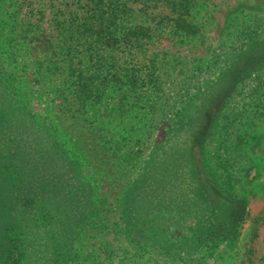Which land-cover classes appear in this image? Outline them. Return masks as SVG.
Masks as SVG:
<instances>
[{"label": "rangeland", "instance_id": "obj_1", "mask_svg": "<svg viewBox=\"0 0 264 264\" xmlns=\"http://www.w3.org/2000/svg\"><path fill=\"white\" fill-rule=\"evenodd\" d=\"M156 1L102 0L89 20V0H0V237L57 253L56 235L70 228L55 192L68 160L95 215L75 238L74 264H264V56L253 55L264 0ZM163 119L170 130L154 157ZM194 165L247 200L236 247L134 245L121 220L127 192L152 172L166 201L147 214L186 234L198 214ZM29 257L52 264L50 253Z\"/></svg>", "mask_w": 264, "mask_h": 264}, {"label": "trees", "instance_id": "obj_2", "mask_svg": "<svg viewBox=\"0 0 264 264\" xmlns=\"http://www.w3.org/2000/svg\"><path fill=\"white\" fill-rule=\"evenodd\" d=\"M100 1L102 2V0H99V2L98 0H89L87 3L88 10L86 11L88 17H83V19L95 20L99 17L98 6ZM123 1L125 2L124 7L126 8L127 5L128 7H131V5L135 3L131 2V0ZM132 1H136L138 4L142 3L145 6L148 0ZM159 1L162 0H157L156 5ZM182 1H170L169 3H171L172 6H181ZM253 26L264 28V21L255 22ZM262 31L264 34L263 29ZM136 33H138L136 30L127 33L125 39H127L129 36H135ZM262 42L263 44L256 48L257 51L253 52L254 56H264V39ZM252 43L258 44V42ZM234 93L235 88L233 87V91L227 100L230 97H233ZM168 121L169 119H163L161 123H159V135L154 142V157L158 155L157 152L162 149L163 145L167 141L166 135L170 130V128L167 129L169 124ZM194 139V142L199 140L198 137H194ZM188 158L190 161L195 162V153L189 150ZM60 160V154L56 153V163L53 176L59 182L63 178V170L60 165ZM66 160L67 158H65V161ZM152 162V167L154 168L156 161L153 160ZM69 163L70 162L67 160L66 170L70 172L71 176L69 178L66 177V186H64L63 191L59 189L60 187L58 184L55 187V192L59 193L63 198L64 205L62 209L67 213V224L70 225L69 230L65 231L64 235H56L57 253L54 251L49 252V250L47 252L41 253L37 251L23 252L19 247H16L15 244L12 245L13 240H11L9 236L4 237L5 239L0 237V264H26L28 259H33L29 257L30 254L37 258L38 261L40 254L48 253H50L51 257H48L46 262L51 261L52 264L75 263V238L79 235V231L83 228V226L90 224V221L95 215L93 216L92 214L93 207L89 201L90 190L89 188L85 187V185L77 182L74 175V165L72 162L70 164ZM196 172L197 168L194 165V176L197 180L195 187L196 204H194V208L198 214L193 216L195 217L193 218L195 219L193 225L188 226L187 229H185L186 234H183L184 230L181 231L180 235L172 234L170 231H162L163 226H161V223L163 218L158 217V215L161 213V209L164 205V202L166 201L165 198H161L162 185L164 186L166 182L159 180L154 187L150 182H148L152 178V172H150L143 181L139 182L140 186L137 185L131 191V193L129 191L127 192V195L125 196L126 200L124 201V206L122 209L121 220L125 226L127 237L132 243H134V245L143 247H157L160 250H164V252L176 250L179 247L185 250H195L194 252H197L199 248L215 250L216 248L224 246L229 248L236 247L239 240L240 230L249 218L247 200L244 197L239 198L235 196L234 192L232 191L234 186L225 187L222 183L218 184L214 182L208 173L202 178L200 177L201 175L199 176ZM154 174L157 176L155 172ZM7 183L8 182H3L0 177V192L3 190V188L6 191V187H8L6 185ZM231 188L232 190H230ZM139 196V200L134 202L133 199ZM50 198H53V196ZM180 203L182 205L185 204V202H181L174 196H171L168 200V204L172 205L173 207L175 205V208H179ZM58 204L59 203L54 199L52 206L58 208ZM81 206L82 210L80 209ZM152 211L157 212L158 215H151L149 217L147 213ZM163 254L169 256L171 253Z\"/></svg>", "mask_w": 264, "mask_h": 264}]
</instances>
